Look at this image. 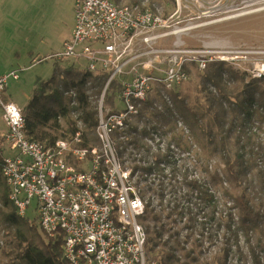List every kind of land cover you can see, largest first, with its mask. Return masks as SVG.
Masks as SVG:
<instances>
[{
	"label": "built area",
	"instance_id": "1",
	"mask_svg": "<svg viewBox=\"0 0 264 264\" xmlns=\"http://www.w3.org/2000/svg\"><path fill=\"white\" fill-rule=\"evenodd\" d=\"M151 6L150 0L142 1L141 7L119 6L112 0H74L71 36L50 57L83 60L90 72L108 74L95 101L97 146L79 148L81 122L70 140H59L52 148L28 140L21 109L5 95L8 81H16L17 73L0 77V114L11 151L2 165L8 200L20 217L34 206L42 233L62 238L67 264H158L147 256L146 230L140 219L147 204L160 208L147 188L167 187L170 180L161 174L162 163L149 169L130 168L128 153L116 140H122V131L139 118L149 95L171 104L168 93L188 80L183 65L195 62L204 70L213 61H232L226 52L212 57L177 44L160 49L158 40L176 35L177 23L173 25L157 6ZM263 66L257 78L264 73ZM115 80L120 88L108 105L109 85ZM65 94L75 97L74 91ZM72 117L76 120L77 114ZM166 197L171 199L165 195V205Z\"/></svg>",
	"mask_w": 264,
	"mask_h": 264
},
{
	"label": "rangeland",
	"instance_id": "2",
	"mask_svg": "<svg viewBox=\"0 0 264 264\" xmlns=\"http://www.w3.org/2000/svg\"><path fill=\"white\" fill-rule=\"evenodd\" d=\"M123 2V6H127L132 0ZM150 2L151 8L159 5L157 7L162 8L164 17L170 18L173 25L177 23L176 35L158 40L160 49H171L177 44L182 49L203 51L212 57L226 52L232 60L227 62L230 66L248 78H257L256 74L264 65V0ZM73 28L74 0H0V76L11 72L18 76L16 81L7 83L5 95L8 101L23 109L37 80H49L56 71L84 64L83 60L57 61L50 58L62 50ZM261 75L264 78V73ZM200 89V80L192 71L188 81L178 86L174 93L189 99L191 106L197 107L204 104ZM208 91L215 94L212 87ZM168 98L170 105L157 96L147 113L129 123L122 131L124 138L117 139L116 143H122L123 151H127L130 168L149 169L162 163L159 165L161 174L175 185L171 193L177 197L185 196L189 202L186 205L189 215L182 218L183 224L173 228L183 250L177 257L186 254L188 260L198 264H219V261L222 264H264V243L257 242V234L253 230L247 231L240 225L238 210L224 193L228 184L221 181L222 185L216 186L211 181L214 163L221 171L224 165L218 156H210L199 147L175 107L174 99L169 94ZM254 106L264 112V107ZM152 111L166 112L170 124L158 123L160 118L151 117ZM6 132L0 114V147L5 154H11L5 141ZM252 132L257 136L253 140L255 147L259 148L260 142L264 143V133L256 128ZM174 134L185 137L184 145L173 143ZM136 152L141 154L136 155ZM140 159L147 164L138 162ZM261 214L264 215L263 208ZM25 217L28 222L36 220L38 225L34 206L28 209ZM190 218H195L200 226H191ZM260 221L264 222V218ZM183 226H191L192 229L186 230ZM2 235L0 230V247L4 245ZM166 238L167 235L163 241ZM5 263L6 260L0 256V264Z\"/></svg>",
	"mask_w": 264,
	"mask_h": 264
},
{
	"label": "trees",
	"instance_id": "3",
	"mask_svg": "<svg viewBox=\"0 0 264 264\" xmlns=\"http://www.w3.org/2000/svg\"><path fill=\"white\" fill-rule=\"evenodd\" d=\"M112 1L116 5L120 3V0ZM137 2L132 0L131 4ZM183 71L188 79L191 72H195L200 80L204 104L191 106L189 99L174 93L176 88L168 94L174 99L175 107L199 147L210 156H218L224 165V170L221 171L214 163L212 183L216 186L222 185L221 181L228 184L224 193L233 201L234 209L238 210L240 225L247 231L253 230L257 234V242L264 243V222L260 221V218H264L261 214L262 208L264 212V143L260 142L259 148H256L253 140L257 136L252 132L256 128L264 133V112L254 106L257 104L264 107V78H248L245 73L236 71L223 61L210 62L204 70L191 62L183 65ZM107 79L108 74L90 72L79 64L56 71L49 80H37L29 101L21 109L27 139L43 148H52L59 140H70L79 130L77 122H81L79 148L90 149L97 146L94 96L100 95ZM209 87H212L215 94L208 91ZM119 88L118 81L110 83L106 98L108 105L113 103L114 94ZM71 91L75 92L74 98L64 95ZM157 96L149 95L140 116L147 113ZM73 113L77 114L76 120L72 117ZM150 116L160 118L158 123L162 125L170 124L166 112L152 111ZM174 136L173 143L176 146L184 145L186 141L183 135ZM6 155L0 147V230L3 232L1 240L4 244L0 247V256L6 260L5 264H67L63 256L62 238L44 235L35 224L36 220L28 222L26 217L18 216L15 207L8 200V188L2 176ZM195 185L197 184H193L194 187ZM173 187L175 185L169 182L167 187L156 185L154 188H147L146 192H152L161 203L159 209L147 204L145 215L140 219L146 230L145 250L148 258L156 260L158 264H198L188 260L186 254L181 258L177 257L181 256L183 250L173 228L182 224L181 220L189 215V209L183 204L188 202L185 196L177 197L175 193H171ZM165 195H170L171 199L163 205ZM257 199L258 202L255 201ZM171 204H174L172 208ZM189 222L193 227L200 226L195 218H190ZM191 226L183 228L191 230ZM166 235L167 238L163 241ZM219 264L222 262L219 261Z\"/></svg>",
	"mask_w": 264,
	"mask_h": 264
},
{
	"label": "crops",
	"instance_id": "4",
	"mask_svg": "<svg viewBox=\"0 0 264 264\" xmlns=\"http://www.w3.org/2000/svg\"><path fill=\"white\" fill-rule=\"evenodd\" d=\"M137 1H138L137 4H134V5H133V4H132V5H131V4H128L127 6L141 7L142 0H137ZM151 1H152V0H151ZM123 3H124L123 0H120L119 6H123ZM124 6H126V5H124ZM157 6L159 7V5H157ZM160 10H161V12H162V8H161ZM162 14H163V13H162ZM71 33H72V32H71ZM70 36H71V34H70ZM69 38H70V37H69ZM69 38H68V39H69ZM68 39H67V40H68ZM67 40H66V41H67ZM66 41H65V42H66ZM65 42H64V43H65ZM64 43H63V44H64ZM0 77H1V76H0ZM6 98H7V97H6ZM9 101H10V100H9Z\"/></svg>",
	"mask_w": 264,
	"mask_h": 264
},
{
	"label": "bare ground",
	"instance_id": "5",
	"mask_svg": "<svg viewBox=\"0 0 264 264\" xmlns=\"http://www.w3.org/2000/svg\"><path fill=\"white\" fill-rule=\"evenodd\" d=\"M263 70L262 71H264V66H263V68H262Z\"/></svg>",
	"mask_w": 264,
	"mask_h": 264
}]
</instances>
